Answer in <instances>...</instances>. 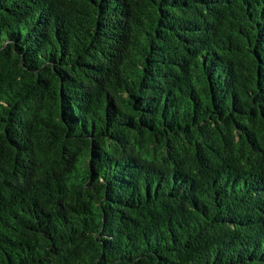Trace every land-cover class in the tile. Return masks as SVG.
<instances>
[{
  "label": "trees",
  "instance_id": "trees-1",
  "mask_svg": "<svg viewBox=\"0 0 264 264\" xmlns=\"http://www.w3.org/2000/svg\"><path fill=\"white\" fill-rule=\"evenodd\" d=\"M0 264H264V0H0Z\"/></svg>",
  "mask_w": 264,
  "mask_h": 264
}]
</instances>
